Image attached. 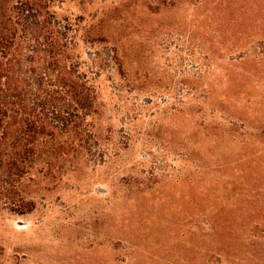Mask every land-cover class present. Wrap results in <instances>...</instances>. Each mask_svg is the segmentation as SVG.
I'll return each instance as SVG.
<instances>
[{
	"label": "rangeland",
	"instance_id": "374dc122",
	"mask_svg": "<svg viewBox=\"0 0 264 264\" xmlns=\"http://www.w3.org/2000/svg\"><path fill=\"white\" fill-rule=\"evenodd\" d=\"M61 1L78 36L93 35L79 45L83 65L96 63L93 138L83 139L93 148L56 180L16 173L14 198L33 208L0 202V264H180V236L201 232L199 201L220 209L223 185L264 158V16L230 46L213 33L233 25L211 20L216 0ZM239 60L249 72L230 68ZM236 73L256 76L236 89Z\"/></svg>",
	"mask_w": 264,
	"mask_h": 264
},
{
	"label": "trees",
	"instance_id": "16d2710c",
	"mask_svg": "<svg viewBox=\"0 0 264 264\" xmlns=\"http://www.w3.org/2000/svg\"><path fill=\"white\" fill-rule=\"evenodd\" d=\"M61 3L0 0V202L12 212L33 208L31 202L14 198L13 190L19 182V178L14 179L16 173L25 176L31 171L45 172L56 180L65 167L69 172L76 171L70 168L79 167L83 155H91L93 148L88 144L86 147L83 139L93 138L87 120L96 112V63L91 60L92 65H83L79 57L80 43L89 42L93 35L84 31L78 36L77 25L59 13ZM263 16L264 0H216L210 18H227V24L233 23L226 28L215 26L213 33L225 40L229 36L230 46H235L244 34L242 25L249 22L252 27L254 20ZM109 52L110 60L115 62V50ZM93 56L101 60L99 54ZM118 64L121 68V62ZM247 66L246 60H239L230 68L249 72ZM236 74L241 77L236 89L256 76ZM226 95L230 106L237 102L236 93ZM238 112L236 108L233 111ZM238 121L245 129L242 135L251 142L256 139L254 132L246 131L248 124ZM228 123L224 133L233 136L239 127L235 122ZM251 162L252 168L240 170L235 180L225 183L229 187L223 185L227 199L220 203V209L214 210V201L206 205L199 201L192 218L193 226L201 232L180 236L175 250L180 264H221L223 260L228 264H264L263 155ZM194 194L198 202L202 193Z\"/></svg>",
	"mask_w": 264,
	"mask_h": 264
}]
</instances>
